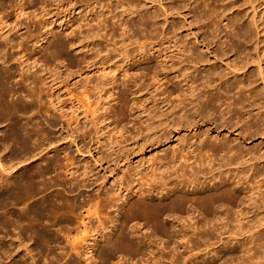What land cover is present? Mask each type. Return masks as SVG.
<instances>
[{
    "label": "bare ground",
    "instance_id": "1",
    "mask_svg": "<svg viewBox=\"0 0 264 264\" xmlns=\"http://www.w3.org/2000/svg\"><path fill=\"white\" fill-rule=\"evenodd\" d=\"M29 1L0 0V14H3L7 9H12L16 16H24ZM84 1L88 3L91 0ZM92 1H94L93 4H100L99 6L101 7L102 0ZM106 1L111 4L115 2V0ZM168 1L165 6L164 0H131L127 3L129 12L124 10L122 1L118 2L123 8L122 18L120 19L117 15H113L110 21L117 19L116 22H112L111 26L115 31L121 32L122 41L120 45L125 46L124 59L122 62H115L110 67L102 69L105 72L109 71L110 73H107L112 75L107 84L104 83L106 87L105 85L103 86L111 94L110 98L116 97L115 101H118V106L112 107L109 102H104L99 108L91 111L90 118L87 117V120L84 116L85 112L82 114L87 121L84 126L89 123L95 128L94 126L98 125L101 130L103 127L99 126V123L107 122L108 119L109 121L112 120L111 124L127 120L124 119L127 114L125 115L122 109L125 106L121 105V107L119 103L125 102L124 97L126 95L134 96L133 107L137 111L133 114L137 115L136 117L139 119L143 134L140 142L123 147L126 144L119 143L120 140L118 141L116 137H112L114 139L108 137L109 139L105 138L107 140L106 143H103L109 145L108 142H110L109 147L107 146L106 151L104 148L103 152H100L97 148H88L83 144L86 138L82 142L75 138L70 140L74 148L72 149L73 151L70 149L72 152L63 151L61 154L58 153L60 158L59 156L56 157L57 153L56 156L52 155L53 157L49 153L48 159L40 156L48 148L54 146L55 143L57 144L54 140L56 137H53L55 143L51 140V130L61 127V121L71 115L64 113L66 107L61 104V94L68 86H61L62 81L58 79L43 78L41 76L42 69L41 71H32L34 67H28L26 62H20L18 64L20 69L13 73V68L9 66V61H11L14 54L23 57L27 56V52H29L26 49L28 36L20 35V42H15L7 33L3 32L2 26L5 22L0 18V231L3 230L4 226L7 228H9L8 225L13 227L14 229H12L16 232L13 234H17L16 239L21 242V245L23 243V245L27 246V244H32L36 241L49 243L51 239L56 237L58 242L59 236L53 234L52 237L50 229L51 227H61V225H58L60 223L63 226L65 225V228H63L66 231L58 228L59 232H61L60 236L65 238V241L74 243L76 239H79L85 243L82 251L74 250L77 256L81 258L88 256L86 261H90V264H97L92 249L95 248L96 237H100L109 246L108 250L106 248L103 249L100 256V264H118L114 263L115 260L113 261V259L117 258L116 260L121 261V256L119 257L121 249L124 250L126 248L127 252L135 253L134 257L136 255L140 257L143 248L144 251H147V248L145 249L146 246L141 247L148 242L147 236H143L140 239H138L139 236H136L141 226L139 223L140 219L146 217L154 224L153 227H150L153 228V233L154 230L160 231L168 239H173L175 243L176 238L183 243L185 242L186 256L194 257L195 254H192L193 247L191 245L197 239L200 242L198 249L202 253V257L200 256L202 258L201 264H264V144L259 147H246L247 149L244 146L247 140L251 141L255 137L264 135L263 112L262 114L260 113L262 110H259L261 115L258 116L257 114L258 118H256L259 122L263 121L262 129L260 127L257 129L256 127L257 130L251 133L252 126L248 125L251 123L248 122L249 120L247 121V118L252 116L251 113L256 108H260L261 101L259 100L262 99V94L264 95V93L255 90L257 83L255 84V80H252V76L248 77L247 81L249 84L247 85L241 79L242 76L247 75L246 70L249 66L257 62L259 69L257 78L264 85L263 59L260 57L261 41L258 38L253 40L252 34H249L252 33L250 29L254 27L257 32L256 35H260L259 14L254 3L249 0L250 7L253 10L249 27H253L248 29V25H243L239 16L234 18L231 15L232 17L229 18L228 14L236 8L234 1H230L231 8H228V5L224 10H218L217 7L211 4V0H181V5L175 4L177 0ZM31 2L38 5L43 0H31ZM192 5L196 6L195 10L203 6L208 9L211 16L214 15L216 20L211 19V16L207 20H211L213 34H215L213 36H216L219 43L221 40L219 41L220 37L217 32H219L220 24L225 25V28L229 30L226 38L228 35L231 38L230 40L234 38L238 39L239 42L243 40L245 48L249 42L255 43L257 61L253 59L254 53L251 54L248 51L244 55V57L246 56L244 60H242L241 57L243 55L241 54L242 56L239 55V62L229 61L228 52L245 54L244 50L235 48L237 46H231L229 51L223 48L224 50L221 49L222 51L219 49V52H212L209 47L214 41L204 38L203 42H200L197 33L193 29L200 20L202 21L206 18V15L189 20V14L187 15L183 12ZM86 7L88 8V6ZM108 7L110 8V5ZM93 10L95 15L98 9L95 7ZM72 12L70 13L72 14ZM110 12L111 9H108L104 11V15H97L96 20H98L99 25L102 23L101 18L103 17V21L106 22L105 15ZM124 15L129 18V21L123 18ZM160 17L164 18L165 24L170 23L168 21L169 17L179 18L182 21V26L180 27L174 23L166 30L167 32L161 33L159 32ZM129 23L131 24L132 34H129L131 28L127 27ZM239 27L240 29H238ZM148 29H151L149 35L147 34L142 38L138 37L136 31L147 32ZM184 29L189 32L186 38L182 37L181 34ZM63 33L65 41L52 31L45 34L50 37L46 41L47 44L49 43V47L40 49L42 46L40 45V50L34 58L35 66L38 64L43 66L49 63L48 61L51 59H55L61 68L67 67V70L77 64V60L74 58H66V44L69 42V46L72 47L81 41L73 43L71 27L65 29ZM89 35L90 33L83 37L84 45L82 47L86 49V52L94 49L91 46H94L100 37L97 32H94L92 37H89ZM41 38L34 37L32 42L38 45L41 43ZM227 43V41L225 43L221 41L220 48L224 45H228V47L231 45L230 42ZM135 44L138 45L136 51L127 49ZM202 47L207 51L205 56L204 53L202 54L204 50ZM96 54L93 57L84 58L81 62L86 65H97L94 58ZM211 55L215 63L220 62L224 65L226 71L232 74L233 82L228 79L227 82L220 85L219 81L221 82L227 76V73L225 70L218 71L214 63L211 64V69H208V71L210 70L209 72H207L206 68H201L202 64L211 62L209 58ZM69 63H72V65ZM118 75H121L123 79L121 80L120 78L119 80ZM199 76H203V82L199 81ZM147 78L150 79L151 84L146 86L142 83ZM216 80H218L219 85H213ZM9 83H11V86H9ZM99 85V83L95 84L89 81L83 86L81 95L86 102L89 103L91 100L90 91L99 92ZM235 87L239 89L238 93L240 96L238 95L239 99L233 102L228 94L234 92L236 90ZM47 88L50 92L44 94V89ZM233 89L235 90L233 91ZM17 94L20 95L15 100L14 97ZM65 95L74 97L70 91L66 92ZM149 97L152 99L151 102L148 101ZM10 98L11 101L8 100ZM223 100L227 102L225 103L227 114L224 113ZM246 103L248 104L246 105ZM151 104L152 106H150ZM218 104L221 108L223 106V111L219 110ZM218 107L219 109H217ZM38 114H42L46 119L42 122H37L35 119ZM85 114L86 116L89 115L88 112ZM216 114L217 116H215ZM106 117L108 118L106 119ZM217 117L222 121V128L228 130L231 127L230 122H233L234 119L243 123L244 127L246 125V130H242L236 137L237 143L228 139L226 142L225 140L221 141V138L216 136L214 140H211V129L206 131V133L200 130L202 128L201 124H216ZM203 119H207V121L205 122ZM71 124L68 126L71 127ZM111 124L104 128L108 129ZM238 125L236 123V127ZM83 129L78 127V130L77 128L75 130H77V133L81 132V130L84 133L88 132L89 140V136L92 135L90 132L95 131L93 135H96V139H99V137L103 136L102 133L105 130L98 131L99 129L96 128L97 130L90 129V131H87L88 126L86 131ZM190 129L193 130L194 134H188L189 137L186 135L179 138L176 147L174 146L175 148L170 149L169 153L172 156L168 155L170 157H167L169 159L168 163L164 162L165 159L161 161L158 157H152L148 161L146 160L148 162L147 167L139 170V175L146 174L149 178L146 183L149 188L147 191L141 189L140 183L136 182V180L139 181L134 176L136 173L131 176L132 180L125 177V171L128 166V170L132 168L131 166L134 168L130 157L141 153L144 149H153L163 145L171 140L174 132L188 131ZM215 129L218 130L217 126ZM99 132L101 134H98ZM107 132L104 133V136L109 134L110 131ZM115 132L116 134L120 133L114 130ZM84 133H82L83 137L86 135ZM111 133H113V130ZM69 138L71 139L67 135L65 138L60 139ZM102 138L105 141L104 137ZM115 138L117 141H114ZM101 141L96 140L99 144H103ZM57 150L55 149L54 151L56 152ZM73 152L81 156L84 154L92 155L93 163L81 165V170H83L81 172L83 173L79 171L80 168L77 169V166H75V155H73ZM107 161L109 162L108 168L110 167L111 171L118 169L120 176V185L118 187L115 184L118 188L113 189V193L111 191L112 197L110 199L103 198L105 192L101 191L106 187L105 179L107 177L102 178L101 181L95 179L97 170L101 169L103 172V163H107ZM125 161L131 163L122 166ZM147 162L144 163L147 164ZM43 163H45L44 166ZM75 170L82 175H79L80 173L78 175L77 173L75 174ZM130 170L127 176H130ZM103 173L107 174V172ZM62 177L64 183L61 182ZM124 178L128 181H124ZM59 183L67 184L69 187L64 186V188H70L69 192L72 193L80 191L82 187H87V185L95 186V194L86 195L83 192H79L73 199H68L65 196V190L63 193L57 190L50 192L56 186L59 188ZM126 183L128 185H125ZM122 186L127 187L123 189ZM169 186L172 188L169 189ZM129 187H131V190ZM64 188L61 189V192ZM165 193V196L159 197L160 194L163 195ZM148 197H150L149 200ZM157 197H159L158 203L155 202ZM11 205L16 206H13L15 209L19 207L20 210L18 209L16 212ZM111 208H116L117 214L124 211L123 215L125 217L124 221L119 222L116 219L112 221V223L116 224V231L120 227L118 232H116L118 238L115 240L112 238L113 241L111 237L114 233L111 232L114 230L108 233L107 231H110L109 228H99L104 223L99 217L100 210ZM196 213L199 218L196 217ZM161 215L169 218L173 217L175 223L183 221L184 224H188V227L186 229L182 228L181 231H174V229L168 233L165 228H160L162 227L159 223ZM58 220L59 222H57ZM94 220H97L98 224H100L97 230H94L91 226ZM117 223H121V225L117 226ZM72 225H75V227L71 228ZM172 225H174V222ZM151 232L150 235H152ZM117 235H114V237H117ZM5 237L7 238V236ZM8 238L11 239L12 236H8ZM2 239L0 237V241ZM89 240L93 241L94 244L89 245ZM53 242H55V239ZM149 246L151 245L149 244ZM172 248H176L173 250L176 251V255L179 253L178 258L179 256L180 258L184 257L183 252H180L181 249L177 252L178 247ZM123 250H121V253L125 252ZM163 250L165 251L166 249L164 248ZM30 251L34 254L33 252L36 250L30 249ZM117 252H119L118 256ZM35 257L36 255L30 257L33 264L37 263ZM185 258L183 259L185 260ZM151 259L148 264L161 263L156 261L155 257Z\"/></svg>",
    "mask_w": 264,
    "mask_h": 264
},
{
    "label": "rangeland",
    "instance_id": "2",
    "mask_svg": "<svg viewBox=\"0 0 264 264\" xmlns=\"http://www.w3.org/2000/svg\"><path fill=\"white\" fill-rule=\"evenodd\" d=\"M119 1H122V3L124 4V10L129 12V6L127 5V3L131 0H115V2H113L112 4L109 3V1L102 0L101 7L99 6L100 4L99 5L97 3L93 4L94 1H92V0L88 3L85 2L84 0H43V2L41 4H38V5L33 4L30 0L29 4L26 7L27 10H26V14L24 16H21V15L16 16V14L12 11V9H7L5 12H3V14L2 13L0 14V18L3 19V22H5L4 25L2 26L3 32L7 33L12 39L15 40V42H20V38H19V37H21L20 35L28 36V45H26V49H28L27 51H29V52H27V56L23 57L21 55L14 54L13 57L11 58V61H9V66H11L13 68V70H12L13 73H15L16 71H18L20 69L18 66V64L20 62H26L28 67L29 66L34 67L33 68L34 70H32V71H36V70L41 71V69H42L41 76L43 78H49L50 77L51 79H58V80L62 81L61 86H66V85L68 86V88L66 90H63V92L61 94L62 97L61 96L60 97H61V104L66 107V111L64 113L65 114L67 113V115L68 114H71V115L70 116L68 115L67 118H65V119H63V121H61V123H60L61 127H59L60 129L57 127V129L55 128L54 130H51L50 136L52 139L51 138L50 139L53 142L55 140L57 142V144L54 142L56 145L54 144V146L48 148L47 151H44L43 154H41V156H40L41 158L44 157V159H48L49 153L51 156L52 155L56 156V153H57L56 157L59 156V158H60L59 154H61V152H63V151L69 152L72 149H74L73 145L70 143V140H73L75 138H78V140H80L81 142H82V140L83 141L85 140L84 138H86V140L84 141L83 144H85L88 148H97V150H99L100 152H103L102 150L104 148L106 151L110 145V142H108L109 145H105V143L107 141V140H105V138L106 139H109V138L114 139L112 137H116L118 141L120 140L119 143L126 144V145H123V147L127 146V145L131 146L133 143H135V142L138 143L142 139L143 134L141 131V127L139 125V119L136 117L137 116L136 114H133L137 111L136 108L134 109V107H133V101L135 98L134 96L131 97V96L126 95L124 97L125 102L122 101L123 102V103L121 102L122 104L119 103L120 106L121 105L125 106V107H122V106L121 107L124 110L125 115L127 114L126 116H124V119H127V120L121 121L119 123L116 122V123L111 124L112 120L110 119L111 121H109V119H108L107 120L108 124H106L107 123L106 121H103V123L102 122L99 123V126L103 127V128H101V130L99 129L98 125L94 126L95 128H93V126L89 125V123H88V125H87L88 130H87V126L86 125L84 126V124H87L86 120L88 118H90L91 111L95 108H99L104 102H106V103L109 102L112 107L118 106V101H115L116 97L110 98L111 94L108 93V89H104L106 87L105 84H107L108 80L112 77V75L109 74L110 73L109 71L105 72L102 69L110 67L115 62H122L124 59L123 53L125 51V46L120 45L121 41H122V37L120 36L121 32L115 31V29L111 26L112 22H116L117 19L114 21L113 20L110 21V19L113 15L114 16L117 15V17L120 19L122 18L121 14H123V8L121 7V5H119V3H118ZM230 1H234L236 8L228 14L229 18L232 16H234V18H237L236 16H239L242 19L243 25H246V26L248 25L247 26L248 29L252 28L253 26L249 27V25H251L253 10L250 7L249 0H211V4H213L215 7H217L218 10H224L226 8V6H228V5H229L228 8H231ZM168 2H169L168 0H164L163 3L166 6ZM250 2L254 3V5L257 9V12L259 14L258 22H259V27H260L261 33H260V35H256L257 32H256L255 28L253 27L252 29H250L252 33H249V34H252L253 40H256V38H258L261 41L260 57L263 59L262 68L264 70V0H250ZM175 4L181 5L182 1L177 0L175 2ZM108 5H110V8L108 7ZM155 5H158V4H155ZM86 6H88V8ZM95 7H97L98 12L96 11L95 15H94L93 9ZM195 7H196L195 5L190 6L187 9H185V11L183 13L187 14V15L189 14L188 15L189 20H194V17L201 18L203 15H206V18L203 19L202 21L200 20V22L193 29V31L195 33H197L200 42H203L204 38H208L209 41H214L215 44L212 42V44L210 45L211 47H209L212 52L213 51L219 52V49H220V51H222L224 49H227L229 51V50H231V46H234V47L237 46L235 48H240L241 50H244L245 54L240 53V52H237L235 54L234 52L229 53L227 51L229 54V61H238L239 62L240 61L239 55H241V54L243 55V56L241 55L242 56L241 58H242V60H244L246 57V56L244 57V55H246L247 51L251 54L254 53L253 59L255 61H257L256 57H255L256 44L255 43L253 44V42H249L245 48V46L243 45V42H242L243 40L242 41L240 40V42H239L238 39H235V38L233 39V37H232L233 40H230L231 38L228 35L226 38V34L229 30L226 29L225 25H223V24L219 25L220 29H219V32H217V35L220 37L219 41L221 40L224 43L227 41L228 43L230 42L231 45L229 44L230 49H229L228 45H224V46H222V48H220L221 41L219 43L216 36H213L215 34H213V29H212L213 27L210 23L211 20H207L211 16L210 12L208 11L207 8L205 9L203 6H201L197 10L194 9ZM108 9H111V12L109 14L105 15L106 22L103 21L104 20V17H103V18H101L102 23L99 25L98 20H96L97 15H104V11H107ZM71 11H73L72 14L70 13ZM97 13H100V14H97ZM123 18L126 21H129V18H127L125 15ZM210 18L216 20V18H214V15H212ZM159 21H160L159 32H161V33L167 32L166 30L169 29V27H171L172 24H174V23L180 27L182 26V21L179 18L169 17L168 21H170V23H168V24H165L163 17H160ZM58 27H60V28H58ZM70 27L72 30V37L71 38L73 40V43L75 44V41H81V42L75 44L72 47L69 46V44H68L69 42L67 44L65 42L66 51H67L66 52L67 53L66 58L67 59L74 58L75 60H77L76 61L77 64L75 66H72L71 68H69L67 70L66 69L67 67L61 68L59 66V64L55 61V59H51L48 61L49 63H46L43 66H42V64H38L35 66L34 65V58H35L37 52L40 49H46L47 47H49V43L47 44L46 41H48L50 39V37L46 36L45 34L52 31L54 34L59 35L65 41L66 39H65V35H64L63 31L67 28H70ZM127 27L131 28V24L130 23L127 24ZM234 28H236V27L234 26ZM116 29H118V28L116 27ZM238 29H240V27ZM253 30H255V31H253ZM93 31L99 33L100 37L98 38L97 43L94 46H91V48L94 47V49L92 51L90 49L89 52H86V49H83V47H82L84 45L83 44L84 43L83 37H85L88 33H90L89 37H92V35L94 33ZM150 31H151V29H148L147 32L142 31V30H140V31L138 30L136 32H137L138 37L142 38V37L146 36L147 34L149 35ZM132 33L133 32H132V28H131V32L129 34H132ZM181 34H182V37L186 38L189 35V32L184 29L181 31ZM34 37L35 38L42 37L41 43H39L38 45H35L34 44L35 42H32ZM228 37H229V39H228ZM234 41L235 42L237 41L236 42L237 44ZM191 42H193V41H191ZM238 44H239V46L242 45L241 47L243 49L241 47H239ZM40 45H42V46L39 49ZM204 47H202L204 49L202 54L204 53V56H205L206 55L205 53L207 51H205ZM127 49L136 51L138 49V45L135 44L133 46H129ZM96 52H98V54H96ZM199 52H200V50H199ZM94 54H96V56H94V58H95V62H97V65H86L85 63L81 62V60H83L86 57H88V58H90L91 56L93 57ZM209 58H210L211 62L209 64L208 63L202 64L201 68H206L207 72H209L210 70L208 71V69H211L210 66H211V64L214 63V66L216 68H218V71H223V70L226 71L223 64H221L220 62L215 63L212 55ZM69 64L72 65V63H69ZM107 72H109V73H107ZM138 72H137V76L139 75ZM226 73H227V76L221 82L219 81L220 85H221V83L223 84V83L227 82L228 79L230 80V82L234 81V80H232V74H230L229 71H226ZM246 74H247L246 76L241 77V79L245 81V84L246 85L249 84L247 79H248V77L252 76V80H255V84L257 83L255 90H258V91H261L262 93H264V90H263L264 85L260 81V79L257 78L259 75V69L257 67V62L252 63L249 66V68L246 70ZM118 78L120 80L121 75ZM122 79L123 78H121V80ZM149 80L150 79L147 78L144 81V83H142V84L146 85V86L151 84V81H149ZM89 81H91L92 83H95V84L99 83L100 84L99 85L100 90H99V92L98 91L97 92L96 91L95 92L90 91L91 100L88 103L83 99L84 97L81 95V93L83 91V86ZM199 81L203 82V76H201V77L199 76ZM213 83H214L213 85H216V84L219 85L218 80H216V82H213ZM199 84H200V82H199ZM101 85L102 86L105 85V87L104 86L102 87ZM9 86H11V83H9ZM235 89H233V91L235 90L234 92H231L230 94H228V96L230 95V97H229V98H231L230 100L233 102L234 101L236 102L237 99H239L238 97L240 96L238 93L239 89L237 87H235ZM69 91L72 92V95L74 96L73 98L65 95L66 92H69ZM151 91H153V90H151ZM49 92H50V90L47 88V89H44L43 93L47 94ZM19 95L17 94L14 97V99L16 100ZM150 96H152V95H150ZM247 96H249V94H247ZM262 96L264 97L263 94H262ZM263 97L261 100H259V101H261L260 102L261 103L260 108H256V110H254L251 113L252 116L248 117L249 119L247 118V121L249 120L248 122L251 123L248 125L252 126L251 131H250L251 133L255 132L259 127L261 129L263 128V123H264L263 122L264 121V98ZM138 98H139V96H138ZM149 98L150 99L148 101L151 102L152 99H151V97H149ZM245 98H246V96H245ZM8 100L11 101V98ZM223 102H222V104H224V108H223V106H222V108L225 110V108H226L225 103H227V102H225L224 100H223ZM87 103H88V105H87ZM247 104L248 103H246V105ZM257 104H259V103H257ZM150 106H152V104ZM219 107H220V105H219ZM219 107L217 109H219ZM222 108L220 107L219 110L223 111ZM131 109H132V111H131ZM219 110H218V112H219ZM226 110H227V108H226ZM259 110H262L260 112L261 114L263 112V115H262L263 121H260V122L256 119V118H258L257 114H258V116L261 115V114H259ZM86 111L89 114V115L87 114L88 116H86V114H85V113H87ZM225 111H224V113L227 114V111L226 112ZM42 112L44 113V111H42ZM83 113H84V116L86 117V120L84 119L85 117H83V115H82ZM217 114H219V113H217ZM217 114L215 116H217ZM36 116L37 117L35 120L37 122H42L44 119H46V117L43 116L42 114H38ZM41 116H43V117H41ZM96 117H97V114H96ZM98 117H99V115H98ZM108 117H106V119ZM227 117H228V115H227ZM130 120H132V121H130ZM218 120L219 119L217 117L216 124H212V125L201 124L202 128L200 130H202V132L205 131L204 133H206V131L211 129V138H212L211 140H214L216 137H219V138H221V141L225 140V142H226V140L228 139L230 141H233L234 143H237V141L235 140L236 137L238 136L239 133L242 132V130L244 131L247 128L246 125L244 127V125H242L243 123L237 122L236 119H234L233 122H230L231 127L229 129L230 130V133H229L228 129L222 128L223 127L222 121H220V120L218 121ZM203 121L206 122L207 119L206 120L203 119ZM70 123H72L71 127L68 126ZM76 123L78 126L76 125ZM236 123L239 124L237 127H236ZM73 124H75V125L73 126ZM109 124H111V126L109 127L110 129L104 128ZM89 126H91V127H89ZM216 126H217L218 130L215 129ZM78 127L82 128V129L84 127H86V128H84L85 131L86 130L90 131V129H92V128H93L92 130H94V129L97 130L96 128H98L99 129L98 131H103L105 129L104 130L105 132L103 131V133H102L103 136L98 135V134H101V132H99L97 135L101 136V137H99V139H96L97 138L96 135L95 136L93 135L95 133V131L91 130L92 132H90V133H92V135H90V136L93 139L89 136V138H90V140H89L88 139L89 134L87 135L88 132L84 133V131L82 132V130H81V132L79 131L77 133ZM256 127H257V129H256ZM76 128H77V130H75ZM107 130L110 131V132L108 131L110 136H109V134H106V136H107L106 137V136H104V133H106ZM112 130H113V133H111ZM114 130L119 131L120 133L116 134V132L114 133ZM82 133H84L86 135H84V137H83ZM188 134L193 135L194 134L193 130L190 129L188 131L184 130V131H180V132H176V133L174 132L173 135L171 136V140L164 143L163 145L158 146V147L153 148V149H148V150L144 149V150H146V151L143 150L145 153L142 151L143 153L141 152V153L136 154L133 157H130V160L132 159L131 162L133 163L134 168H133V166H131L132 165L131 164L130 166L132 168H130L131 170L130 169L129 170L133 174L130 173V176H127V174H129L128 173L129 166H128V168H127L128 171L127 170L125 171V174H126L125 177L129 180L130 179L132 180L131 176L136 173V175H134V176L136 177V179L137 178L139 179V181L136 180V182L140 183L141 189L147 191V189H149V188L146 185V183H147V180H149V178L147 177L146 174L139 175V173H140L139 170H141L143 167H147V165H148L147 161L149 159H151L152 157L153 158L158 157V159L159 160L161 159V161L165 159L164 162L168 163L169 162L168 158H170V157H168V155L172 156L171 153H169L170 149H173L176 147V145L179 142V138L185 137ZM67 135H69L71 137V139L70 138L69 139H60L63 137L65 138ZM113 135H115V136H113ZM189 135H188V137H189ZM53 137L54 138L56 137V138L54 139ZM57 137H59V138H57ZM102 137H104L105 141H103ZM116 138L114 141H117ZM58 139H60V140L58 141ZM91 139H92V141H91ZM96 140H99V142L102 140L101 143H103V142H105V143L99 144L98 142H96ZM108 141H110V140H108ZM262 144H264V135L255 137L251 141L247 140V142H245L244 146H245V149H247L248 147H259ZM103 145H105V146L102 147ZM55 149H58V150L55 152L54 151ZM166 154H167V156H166ZM73 155H75L74 156L75 157V163H76L75 166H77L76 167L77 169L80 168V170H79L80 172L83 171V170H81L82 166L86 165L87 163H89V164L93 163V161L91 159L92 155L90 156L88 154L87 155L84 154L81 156V155H77L75 153ZM61 157H63V156H61ZM218 158H220V157H218ZM37 161H38V159H37ZM131 162L125 161L122 166H125L128 163L130 164ZM144 162L145 163L147 162V164H145ZM45 163H43V166ZM108 163H109L108 161H107V163H105V162L103 163L104 164L103 165V169H104L103 172H107V174L105 175L101 169L97 170L96 174L98 175L100 173V175H98V176L95 175V179H99V181H101L102 178L107 177L105 179L106 187L104 189L102 188L103 190H101V191H103V193L105 192L103 195V198L106 197L107 199H110L112 197L111 194L114 191L113 189H117L120 185V180H119L120 176H119V173L117 171L118 169H116L115 171L114 170L111 171L109 169L110 167L108 168V166H109ZM136 167H137V169H136ZM32 168H34V167H32ZM79 171L75 170V174L77 173V175H78L80 173ZM98 171H99V173H98ZM81 173H83V172H81ZM81 173L79 175H82ZM116 173H117V175H116ZM63 177L61 178V182L64 183V181H62ZM126 178H124L125 179L124 181L127 182L128 180H126ZM64 179H65V177H64ZM99 183H101V182H99ZM115 184L118 187H116ZM135 184H137V183H135ZM59 185H60L59 188H57L58 186H56V188H54L55 187L54 186L53 187L54 189L50 190V192L57 190L60 193H63L65 190V196L68 199H73L79 192H81V193L83 192L86 195H94L95 194L94 193L95 186H88L87 185V187H82L80 189V191H76V192L72 193V192H69L70 188L67 189L69 187V186H67V184L63 185L62 183L61 184L59 183ZM61 185H63V187H61ZM125 185H128V184L126 183ZM64 186L67 187V188L65 187L67 189V191L64 188ZM124 187H123V189H124ZM62 188H64V189L61 192ZM170 188H172V187L169 186V189ZM129 189L131 190V187H129ZM111 191H112V193H111ZM146 194L148 195V193H146ZM165 195H166V193L163 195L160 194L159 197H162ZM169 195H172V194H169ZM150 197H148V200L150 199ZM159 197H157L155 199V202H157V203L159 202V199H158ZM15 205L20 206L17 204H15ZM11 206H12V209H15V208H13L14 205H11ZM16 206H14V207H16ZM9 208H11V207H9ZM16 209H15L16 212L18 211V209L20 210L19 207H17ZM100 211L101 212H99V217H100V220L104 221L103 226L99 227L100 224H98V221L94 220L93 223L91 224L92 228L94 230H97L98 227L101 229L109 228L110 231H107L108 233H110L112 230H114L111 232V233H114V234H112L111 240H112V238H113V240L117 239L118 235L116 232H118V229L120 227L117 228V231H116V228H115L116 224L112 223V221L114 219L118 220L119 222L124 221L125 220V217L123 215L124 211L120 212L118 214H117L116 208H111V209H106V210L101 209ZM196 217H198L197 213H196ZM159 218H160L159 219L160 226H162L160 228H165L166 230H168L167 231L168 233L174 229H175L174 231H178V230L181 231L182 228L186 229L188 227V224L187 223L184 224L183 221L175 223V221L173 220V217L169 218L168 216L161 215ZM57 222H59V220ZM151 222L152 221L151 220L149 221L148 218H146V217L145 218L143 217V219H140V221H139L141 226L139 227L138 234L136 236H139L138 239H140L141 237L143 238V236H147L146 238L148 241L147 242L148 244L146 243V245L141 246V247L146 246L145 249L147 248V251H144V248H143V252H142L143 256L141 255L139 257V255H136L134 257L135 253H130L129 251L127 252L126 251L127 249L125 248L124 249L125 252H123L124 250L121 249V250H123L122 251L123 253H121V250L119 251L120 254H119V252L116 253L117 256H118V254H119V257L121 256L120 257L121 261L116 260L117 259L116 258V259H113V261L115 260L114 263H118V264H148V262L152 260L151 258L155 257L156 261L161 262L160 264H198V263L201 264L200 262L202 260V258H201L202 253L198 249L200 246L199 245L200 242L197 239H195L193 244L191 245V247H193L192 254L193 255L195 254L194 257H191L189 255H187V256H189V257H187L186 253H185L186 249H184V246L186 244L185 242H184L185 243L184 244L183 242H181V240L176 238V240L174 239L176 241V243H175L173 241V239H171V238L168 239V237L166 235L160 233V231L154 230V233H153V230H152L153 228H150V227H153L154 224H152L153 222L152 223ZM173 222H174V225H172ZM121 223H117L118 224L117 226H120ZM133 223H131V224L133 225ZM58 225H61V227L60 226L55 227V228L51 227V229H50V231L52 232V237H53V234L56 236H59L58 242L56 241L57 237L54 236V237H56V238H54L55 242H53L54 239H51L52 240V241L50 240L51 244H50V241H49V243H44L43 241H36L35 243L27 244V246L25 244L23 245V243L21 245V242L18 239H16L17 234L14 235L16 232H15V230H13L14 229L13 227L8 225L9 228H7L6 226H4V228H3L4 231L3 230L0 231V233H1L0 237H2L4 239V240L2 239L3 241L2 240L0 241V251H1V253H0L1 254L0 255V264H33V262L31 261V258H30L32 255L33 256L36 255V257H35L36 262H37L36 264H90L91 263L90 261H86L88 256H86L87 258L86 257L81 258L80 256H77L75 254V251H74L75 249L77 251H82L84 249L83 247H84L85 243L79 239H76L74 243L67 242V240L65 241L64 240L65 238L60 236L61 232H59V230H58V228H60V229L62 228V231H66V229H64L65 225L63 226L60 223ZM72 226H71V228L75 227V225L73 227ZM10 227H11V229L12 228L13 229L11 230ZM71 228L69 227V229H71ZM3 232H5V233H3ZM150 232L152 235H150ZM196 233H198V232L196 231ZM57 234H59V235H57ZM153 234L154 235L156 234V235L154 236ZM114 235L115 236L117 235V237H114ZM5 236H7V238ZM8 236L9 237L12 236V238L10 239V238H8ZM96 238H95L97 240V241L95 240L96 245H95V248L92 250H93V254L95 256L94 258L96 260V263L100 264L101 263V258H100L101 253H102L103 249H105V248L108 250L109 246H108L107 242L105 243L103 241V238H100V237H96ZM11 240H13V241H11ZM89 241H90L88 243L89 245L94 244L93 241L92 242H91V240H89ZM166 243H171V244H166ZM149 244L151 246H149ZM170 245L172 247H178L179 249L177 250V252L180 251V249H181L180 252L181 253L183 252L182 254H184V257H186L185 260L183 259L184 258L183 255H181L183 258H180V256L178 258L179 253H177V255H176V251L173 250L176 248H172ZM25 246H26L27 250L25 249ZM107 246H108V248H107ZM148 247H150V248L148 249ZM164 248L166 249L165 251L163 250ZM167 248H168V250H167ZM30 249L36 250L33 252L34 254L31 253ZM27 251H28V253L30 251L31 254L30 253L28 254ZM99 252H100V254H99ZM144 253H145V256H144ZM176 256H177V258H176ZM189 260H191V261H189Z\"/></svg>",
    "mask_w": 264,
    "mask_h": 264
}]
</instances>
